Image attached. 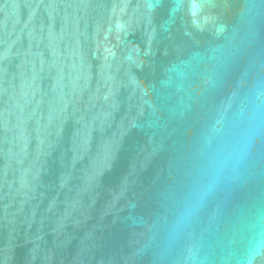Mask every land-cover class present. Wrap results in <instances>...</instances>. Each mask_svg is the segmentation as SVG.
I'll return each mask as SVG.
<instances>
[{
  "label": "water",
  "instance_id": "obj_1",
  "mask_svg": "<svg viewBox=\"0 0 264 264\" xmlns=\"http://www.w3.org/2000/svg\"><path fill=\"white\" fill-rule=\"evenodd\" d=\"M0 264H264V0H0Z\"/></svg>",
  "mask_w": 264,
  "mask_h": 264
}]
</instances>
